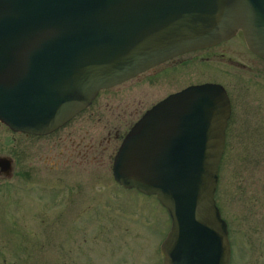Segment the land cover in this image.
I'll list each match as a JSON object with an SVG mask.
<instances>
[{
	"label": "water",
	"instance_id": "obj_1",
	"mask_svg": "<svg viewBox=\"0 0 264 264\" xmlns=\"http://www.w3.org/2000/svg\"><path fill=\"white\" fill-rule=\"evenodd\" d=\"M237 30L264 58V0H0V121L46 134L98 89ZM229 102L220 83L189 84L144 110L114 152L116 183L168 212L163 264H230L214 199Z\"/></svg>",
	"mask_w": 264,
	"mask_h": 264
},
{
	"label": "rangeland",
	"instance_id": "obj_2",
	"mask_svg": "<svg viewBox=\"0 0 264 264\" xmlns=\"http://www.w3.org/2000/svg\"><path fill=\"white\" fill-rule=\"evenodd\" d=\"M241 38L181 55L176 68L162 63L98 89L47 137L0 125V152L13 159L12 173L0 177V264H163L168 212L154 194L116 183L111 159L144 108L203 80L229 88L234 121L244 118L227 129L214 195L229 224L230 264H264V71L227 62L246 63Z\"/></svg>",
	"mask_w": 264,
	"mask_h": 264
},
{
	"label": "flooded vegetation",
	"instance_id": "obj_3",
	"mask_svg": "<svg viewBox=\"0 0 264 264\" xmlns=\"http://www.w3.org/2000/svg\"><path fill=\"white\" fill-rule=\"evenodd\" d=\"M240 35V36H242V40L241 39H239L238 40V46L240 45V47L241 48H238L239 49V51H238V53H241L243 56H245L246 57V59H247V61H246V63L243 61V60H234V58H231V57H229L227 60V62L230 64V65H233V66H235L236 68L237 67H239V68H241V69H244L245 70V72H248V71H252V72H255V74H258L257 72L258 71H264V58L263 57H261L260 55H258V54H254V52L253 51H251V49L247 46V44L245 45V43H244V36H243V34H241V30H237L236 31V33L234 34V35H232L231 37H229V38H227L226 40H221V41H219V42H216V44H210V45H206V47H200V48H196V50L197 49H204V50H206V49H211L212 47H216V45L217 44H219V43H221V42H226V41H228V40H230L231 38H233V37H236V35ZM237 46V47H238ZM196 50H188V51H186L185 53H179V54H176V56H171V57H169V58H166V60L165 61H161V62H158V63H156V65H151V66H149L148 68H146V70H148V69H155L158 65H160V64H162V63H164V64H166V62H171V64L169 65H165V67L163 66V68H164V70H166V67L168 68V67H173V66H175L173 63H178V60H179V56H181V55H185L186 53H188V52H191V51H196ZM173 62V63H172ZM179 62H180V60H179ZM162 66H160V68H161ZM173 68H176V67H173ZM143 72V71H142ZM145 72V71H144ZM141 73V72H140ZM140 73H138V74H140ZM137 75V74H136ZM207 81H210V82H215L214 80H207ZM207 81H205V80H203V81H197V82H195V81H190V82H188L187 83V85H189V84H197V83H203V82H205V83H207ZM215 83H220V82H215ZM222 86H224V88H225V90H226V95L228 96V98H229V107H230V112H229V115H228V121H227V123H226V133H225V143L227 142V133H228V131H227V129H230V126H232V127H235L236 126V123H237V127H240V125L242 124V122H244V118L243 119H241L240 120V122L238 123V120H236V121H234V112H235V106L233 105V102H234V99L232 98V96H230V89L229 88H227L225 85H223L222 83H220ZM187 85H183V86H181V87H179V88H177V90H180L181 88H185V87H187ZM177 90L175 91V90H173V91H170V92H168L167 93V95L169 94V93H171V92H177ZM167 95H164V96H167ZM164 96H162V97H164ZM162 97H160V98H162ZM159 98V99H160ZM159 99H157V101L159 100ZM157 101L156 102H153V103H151V105L150 106H152L154 103H157ZM263 102V101H262ZM262 104V103H261ZM263 105H264V103H263ZM149 107V106H148ZM148 107L146 108V109H148ZM145 108L143 109V112H144V110H146ZM142 112V113H143ZM141 113V114H142ZM140 114V115H141ZM139 115V116H140ZM138 116V117H139ZM137 117V118H138ZM136 118V119H137ZM238 118L240 119V118H242V116H238ZM136 119H134V120H136ZM133 120V121H134ZM133 121H132V123H130V125L128 126V127H130L132 124H133ZM235 122V123H234ZM264 122V121H263ZM0 125H3V127L4 128H8V129H10L11 131H14L13 129H11V128H9L7 125H4V123L2 122V121H0ZM64 126H66V123H64V124H61L59 127H57V129H55V130H52V131H49V132H47L46 134H44V133H37V134H34V133H31V132H26V133H24V131H14V133H19V134H21V135H23V137H27L28 135H31V136H34L35 138H37V137H42V136H45V137H47L48 135H50L51 133H55L57 130H59L60 128H62V127H64ZM128 130V128L126 129V131ZM126 131H123L124 133H122V135H121V137L119 138V142H120V139L124 136V134L126 133ZM119 134V133H118ZM118 134L116 135V137L118 136ZM118 142V143H119ZM225 143H224V151H225ZM120 144V143H119ZM119 144H118V147H119ZM118 147H117V149H118ZM116 150V149H115ZM115 152V151H114ZM113 152V153H114ZM224 153V152H223ZM115 154V153H114ZM114 156V155H113ZM113 156H112V159H113ZM222 156V155H221ZM0 158H4V159H8L9 160V170H8V172H6L5 170H3V169H1V165H0V177H7L10 173H12V168H11V166H12V164H13V159L9 156V155H4V153H2V152H0ZM111 159V160H112ZM112 165V164H111ZM217 203V202H216ZM218 205V204H217ZM218 207V206H217ZM226 220V222H227V225H229L228 224V221H227V219H225ZM226 225V227H227V229H228V226ZM228 234H229V229H228ZM230 240V239H229ZM230 245H231V243H230ZM231 255H232V253H231ZM230 255V256H231ZM230 260V262H231V259H229Z\"/></svg>",
	"mask_w": 264,
	"mask_h": 264
}]
</instances>
